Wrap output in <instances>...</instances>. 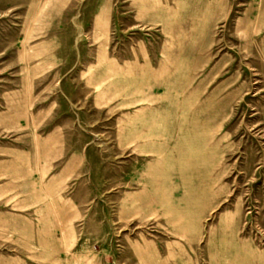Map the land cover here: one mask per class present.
I'll return each mask as SVG.
<instances>
[{"label":"rangeland","instance_id":"rangeland-1","mask_svg":"<svg viewBox=\"0 0 264 264\" xmlns=\"http://www.w3.org/2000/svg\"><path fill=\"white\" fill-rule=\"evenodd\" d=\"M0 264H264V0H0Z\"/></svg>","mask_w":264,"mask_h":264}]
</instances>
